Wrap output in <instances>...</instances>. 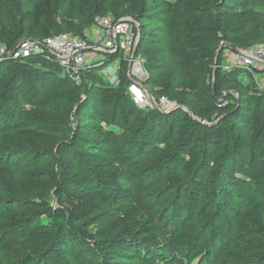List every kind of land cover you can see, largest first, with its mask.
Here are the masks:
<instances>
[{
    "label": "rangeland",
    "instance_id": "374dc122",
    "mask_svg": "<svg viewBox=\"0 0 264 264\" xmlns=\"http://www.w3.org/2000/svg\"><path fill=\"white\" fill-rule=\"evenodd\" d=\"M19 1L22 10L30 17L37 15L38 0ZM176 1L187 9L180 13L174 11L171 5ZM131 3L138 4L133 0H108L112 10L103 14L113 21L137 22L134 25L136 48L140 47L143 52L138 70H133L128 59L125 67L120 66V57L115 52L109 55L105 67H102L101 58L88 61L85 68L93 67V72L100 79L99 85L92 90L83 75L78 79L69 77L53 59L49 63L55 66H48V70L45 69L40 75L41 85L45 87L37 98L27 96V89L24 91L25 100L19 96L12 97V92L7 95L5 104L0 108V197L6 198L10 194L2 180L4 171L9 173L19 187H25L29 180L38 177L44 170L58 171L65 167L75 179L89 178L92 182L85 187L94 189L98 188L94 178L106 168L105 165L121 163L130 173L142 209L150 219L160 224L164 232L163 253L153 255L138 249L118 251L120 255H105L94 248V243H85L77 237L78 232L91 231L94 227L104 230L111 219L122 215L130 205L129 200L107 192L106 203L90 217L68 225L72 257L67 259V255H60L66 264H264V245H253L258 236L264 235V231L250 224L248 232L240 234L235 227L238 215L250 209L247 203L249 188L246 173L243 177L239 173L230 180L223 179L215 183L213 176H209L212 169L216 168L212 159L196 179L179 176L169 170L142 177L139 169L149 151L161 144L156 141L159 135L153 132L154 125L159 124L150 119V110L156 108L148 107V112L140 109L142 113L120 107L110 113L107 111L110 94L120 82L127 86V91L132 83L139 85L148 97H152L155 90L168 85L166 97L170 107L161 110L163 114H171L179 109L189 111L190 106H208L215 123L221 107L232 96L252 89L264 92L263 75L245 69L246 73L243 74L237 71L232 73L233 66H230V57L235 50L244 49L248 43L264 44V0H218L214 7L202 4L201 0H142L141 7L145 15L141 20H135L130 14L128 6ZM220 19L225 24L220 27L216 41L213 70L215 72L220 68L228 74L227 79L221 96L210 93V90L195 95L187 87L189 71L194 67L174 60L172 56L185 35L201 30V26H214ZM27 27L32 29V23L27 24ZM73 34L89 45H96L91 28L80 36ZM145 50L151 53V62L147 61ZM54 75L57 78L50 82V76ZM64 79L69 80L74 87L60 84ZM7 80L8 76L4 78V81ZM205 85L215 87L213 76L205 80ZM177 100H182L184 104L180 107ZM47 118L54 119V123ZM21 140L41 147L44 150L43 157L46 158L27 150L13 151L9 142L12 141L16 146ZM257 163L255 154L246 155V170ZM120 183L129 185L124 180H120ZM253 192L261 204L260 213L264 225V192ZM36 203L38 205L34 212L38 215L32 223L28 222L21 230L22 221H10L16 224L18 231L11 233L8 239L0 233V264H18L29 255L31 247L43 252L45 264H63L56 261L51 251L52 242L23 236L31 231L45 230L49 218L42 211L45 206L56 209L52 199L45 202L38 199ZM11 206L10 201H7L4 210ZM12 208L16 209L15 212L23 213L26 210V206L20 203ZM218 208L224 209V218L217 215ZM8 223V220L0 218V224ZM216 227L221 230V235L214 232ZM177 230L194 235V242L190 246L172 247L170 237ZM194 252H199L201 258L192 259L190 256ZM258 254L263 255V259L256 260ZM235 255L239 258L236 259Z\"/></svg>",
    "mask_w": 264,
    "mask_h": 264
},
{
    "label": "trees",
    "instance_id": "16d2710c",
    "mask_svg": "<svg viewBox=\"0 0 264 264\" xmlns=\"http://www.w3.org/2000/svg\"><path fill=\"white\" fill-rule=\"evenodd\" d=\"M133 2L138 4H129L130 14L135 20H141L145 15L144 8L141 7L142 0H133ZM201 2L214 7L218 0H201ZM171 6L178 13L187 9L178 1ZM38 7L37 15L30 17L22 10L19 0H0V46L13 49L23 38L42 40L61 33L71 35L76 33L80 36L82 32L92 28L95 17H106L107 15L103 12L112 10L108 0H38ZM30 23L33 25L32 29L27 27ZM224 24L225 21L220 19L214 26H201V30L189 32L172 56L174 60L194 67L189 71L187 87L195 95L210 90V93L221 96L228 74L220 68L214 72L213 68L216 58V41L220 27ZM221 38L224 39L223 35ZM253 45L256 44L248 43L245 48ZM137 52L140 55L143 53L140 47L137 48ZM115 53L120 57V66L125 67L126 61L122 53L119 50ZM109 55L101 59L102 67L109 62ZM144 55L148 62L152 61L148 50L144 51ZM48 66L55 65L35 56L19 61L8 56L0 58V108L11 92L14 95L12 97L19 96L25 100L24 91L27 89V96L37 98L45 87L41 85L40 75L45 69L48 70ZM232 69V73L233 71L239 74L246 73L242 67ZM93 70V67L86 68L82 74L85 79H88L92 90L100 82ZM6 76L9 80L4 81ZM210 76H213L214 88L210 85L204 86L205 80ZM50 78L49 81L52 82L57 77L54 75ZM60 84L74 87L67 79ZM23 87L26 88L23 90ZM167 92L168 85H165L162 89L155 90L152 97L167 99ZM110 98L107 107L109 113L119 107L142 113L133 103L127 86L122 82L116 90L112 91ZM177 103L180 107L184 104L182 100H177ZM144 110L148 112L150 109H143V112ZM150 113H152L150 119L156 120L159 124L154 125L153 132L159 135L156 141H160L161 144H157L153 150L149 151L146 161L139 169L141 176H153L162 170H169L170 173L196 179L212 159L216 168L212 169L209 176H213L215 183L223 179L230 180L239 173L243 177L246 173L248 175L246 184L249 188L247 203L250 209L238 215L235 227L240 234L248 232L250 224L264 231L260 213L261 204L256 200L253 192H264V92L252 89L246 92L240 91L237 96H232L221 107L216 123L212 120V110L208 106H190L189 111L179 109L171 114H163L161 109H153ZM47 119L52 123L55 121L51 118ZM9 143L13 151L27 150L30 153H38L42 157L44 155V150L32 142L21 140L16 146L12 144V141ZM248 153L255 154L258 163L246 170L244 160ZM148 164L152 166L147 167ZM105 167L96 174L94 179L98 188L94 189L85 187L92 182L89 178L75 179L65 167H61L58 171L44 170L38 177L29 180L25 187H19L9 173L4 171L2 180L10 194L6 198L0 197V218L8 220L9 223L0 224V233L5 239L10 238L11 233L18 231L16 224L10 221H22L23 225L20 227L22 230L38 215L34 212V208L38 205L36 200L45 202L47 199H52L56 209L48 208L43 204L45 209L42 213L49 218L46 220L47 228L42 231H31L23 236L52 242L51 251L56 261L66 264L67 262L60 255H67V259L72 257L68 225L80 223L90 217L106 203L108 192L129 200L130 205L125 208L122 215L111 219L104 230L94 227L91 231L78 232L77 237L85 243H94V248L105 255H120L118 251L138 249L153 255L163 253L164 232L160 224L150 219L142 209L141 199L132 184L129 171L121 163L107 164ZM120 180L126 181L129 185L121 184ZM7 201H10L12 206L16 203L24 204L26 210L23 213L15 212L16 209L11 206L5 211L4 204ZM216 213L221 218L225 217L223 208L216 209ZM214 232L220 235L222 233L219 227H216ZM194 239V235L177 230L170 237V244L172 247L190 246ZM217 241L222 242L223 239H217ZM253 245H264V235L258 236L257 242ZM43 255L39 248L31 247L29 255H26L18 264H45ZM190 257L196 260L201 258V254L194 252ZM235 257L239 258L238 255ZM255 259H263V255L258 254Z\"/></svg>",
    "mask_w": 264,
    "mask_h": 264
},
{
    "label": "built area",
    "instance_id": "2783aa9c",
    "mask_svg": "<svg viewBox=\"0 0 264 264\" xmlns=\"http://www.w3.org/2000/svg\"><path fill=\"white\" fill-rule=\"evenodd\" d=\"M134 25H137L136 21H113L108 16H97L91 28L96 45H89L69 33H61L42 40H22L13 49L0 46V58L8 56L14 60H22L35 56L46 62L54 59L69 77L78 79L86 69L88 61L102 59L103 56L119 50L125 56L123 57L125 61L128 59L132 64L133 70H138L142 58L136 48L137 34ZM230 60V66L242 67L264 76V44L235 50ZM128 92L139 109L154 107L164 110L170 105L165 97L159 99L148 97L137 84L132 83Z\"/></svg>",
    "mask_w": 264,
    "mask_h": 264
},
{
    "label": "water",
    "instance_id": "95a60500",
    "mask_svg": "<svg viewBox=\"0 0 264 264\" xmlns=\"http://www.w3.org/2000/svg\"><path fill=\"white\" fill-rule=\"evenodd\" d=\"M180 108V107H179ZM185 111V110H184ZM191 115V113H189ZM202 122V121H201ZM203 123V122H202Z\"/></svg>",
    "mask_w": 264,
    "mask_h": 264
},
{
    "label": "crops",
    "instance_id": "0c3cea01",
    "mask_svg": "<svg viewBox=\"0 0 264 264\" xmlns=\"http://www.w3.org/2000/svg\"><path fill=\"white\" fill-rule=\"evenodd\" d=\"M262 75V74H261Z\"/></svg>",
    "mask_w": 264,
    "mask_h": 264
}]
</instances>
